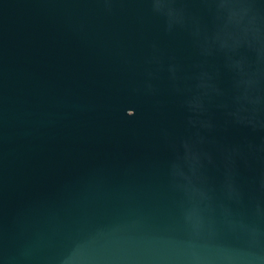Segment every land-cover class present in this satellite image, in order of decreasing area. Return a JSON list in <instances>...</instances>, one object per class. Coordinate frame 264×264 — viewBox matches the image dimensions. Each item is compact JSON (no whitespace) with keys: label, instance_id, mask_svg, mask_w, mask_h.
Returning <instances> with one entry per match:
<instances>
[{"label":"water","instance_id":"1","mask_svg":"<svg viewBox=\"0 0 264 264\" xmlns=\"http://www.w3.org/2000/svg\"><path fill=\"white\" fill-rule=\"evenodd\" d=\"M0 264H264V0H0Z\"/></svg>","mask_w":264,"mask_h":264}]
</instances>
